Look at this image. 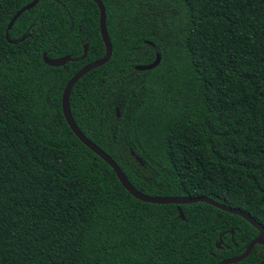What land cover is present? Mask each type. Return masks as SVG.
I'll use <instances>...</instances> for the list:
<instances>
[{
  "label": "trees",
  "instance_id": "16d2710c",
  "mask_svg": "<svg viewBox=\"0 0 264 264\" xmlns=\"http://www.w3.org/2000/svg\"><path fill=\"white\" fill-rule=\"evenodd\" d=\"M31 2L0 0V264L240 256L258 234L247 221L204 203L140 202L74 136L61 97L104 56L99 9L39 0L8 28ZM101 2L112 55L70 92L78 129L142 194L205 196L264 227V0ZM156 53V68L134 69ZM43 54L73 61L51 67ZM263 253L255 245L235 264H264Z\"/></svg>",
  "mask_w": 264,
  "mask_h": 264
},
{
  "label": "water",
  "instance_id": "95a60500",
  "mask_svg": "<svg viewBox=\"0 0 264 264\" xmlns=\"http://www.w3.org/2000/svg\"><path fill=\"white\" fill-rule=\"evenodd\" d=\"M39 0H32L31 3L28 5L22 7L12 18L11 22L9 23L8 28L11 27V25L14 23V21L25 11L30 10L33 8ZM99 9V31H100V36L101 40L103 42L104 48H105V53L104 56L96 60L90 64L85 65L83 68H81L78 72H76L72 78L69 79V81L66 83L65 88L62 92V97H61V109H62V115L64 117V120L68 127L70 128L71 132L74 134V136L86 147L88 148L92 153H94L96 156H98L103 162H105L114 172L116 178L122 185V187L136 200L148 204H153V205H188V204H195V203H204L207 205H210L216 209H219L223 212L236 215L247 221L251 226H253L258 234L257 236L248 244L246 247L245 251L237 257L229 258L220 261L218 264H235L238 262H241L245 258L248 257L250 254L251 250L255 245L260 244L262 246V249L264 251V227L255 222L249 214H246L240 210L230 208L228 206H225L223 204H220L208 197L205 196H199V197H157V196H147L142 194L141 192L137 191L126 179L120 168L117 166V164L112 160V158L107 155L104 151H102L97 145H95L93 142L88 140L78 129L77 125L75 124L71 113H70V108H69V96L70 92L75 85V83L82 78L86 73L90 72L91 70L98 68L105 63L109 61L112 55V46L106 31V15H105V8L101 2V0H90ZM87 53V45L85 44L83 46V55L81 59L86 57ZM43 61L45 64L51 67H60L64 66L67 62L73 61L69 56L63 57V58H57V59H49L46 54H43ZM160 63V54L156 53L155 59L152 63L147 64V65H137L134 67L135 70L137 71H147V70H152L156 68ZM116 116L118 117V110L116 109ZM131 155L135 158V160L140 164L143 165V162L141 161L140 158H138L133 152H131ZM178 211V216L181 220H184V215L182 210L177 207ZM231 235H233V232L231 231ZM220 243L221 241L216 243V248H220ZM263 260H264V253H263ZM262 264V263H261Z\"/></svg>",
  "mask_w": 264,
  "mask_h": 264
},
{
  "label": "flooded vegetation",
  "instance_id": "af4514ba",
  "mask_svg": "<svg viewBox=\"0 0 264 264\" xmlns=\"http://www.w3.org/2000/svg\"><path fill=\"white\" fill-rule=\"evenodd\" d=\"M220 246H221V243H220ZM220 249V248H219Z\"/></svg>",
  "mask_w": 264,
  "mask_h": 264
}]
</instances>
